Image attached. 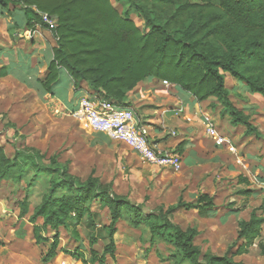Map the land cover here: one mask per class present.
Listing matches in <instances>:
<instances>
[{
  "label": "trees",
  "instance_id": "16d2710c",
  "mask_svg": "<svg viewBox=\"0 0 264 264\" xmlns=\"http://www.w3.org/2000/svg\"><path fill=\"white\" fill-rule=\"evenodd\" d=\"M0 8L8 13L22 11L27 29L38 25L54 39L52 59L37 80L47 96L53 97L60 77L66 74L74 91L85 84L90 99L126 106L128 94L140 82L156 79L176 86L196 103L215 99L216 104L210 107L219 108L220 117H228L231 126L241 127L246 135L259 139L250 116L230 100L225 76L264 99V0H0ZM132 13L141 21L142 29L131 19ZM42 15L52 22L51 26L42 21ZM4 76L2 67L0 77ZM22 154L33 161L37 173L41 171L34 162L38 152L17 151L10 157L0 145V183L20 181L26 165ZM45 171L55 173V169ZM237 183L246 184V180L238 176ZM63 189L69 194L56 197ZM94 203L109 213V224L103 229L108 244L98 258L90 251L87 261L79 246L70 252L59 248L60 232L80 243L77 225L91 213L89 205ZM213 208V198L199 194L194 202L180 199L177 206L165 212L146 213V222L158 219L156 224H149L150 242L165 239L175 253L171 256L177 258L175 264H244L235 257L247 254L257 240L264 257L260 240L264 215L258 214L263 205L252 210L248 220L238 221L239 244L234 252L229 248L222 256L204 254L194 244L199 235L195 223L179 225L166 219L180 209L198 210L203 216ZM143 209L109 193L96 178L74 183L63 170L50 182L27 222L34 243L49 245L41 254L42 264L51 263L58 252L79 264H105L106 255L114 259L116 226L123 210L132 213L137 219L134 223L139 224ZM27 214L25 197L19 203L18 218ZM48 232L51 237L44 236Z\"/></svg>",
  "mask_w": 264,
  "mask_h": 264
},
{
  "label": "crops",
  "instance_id": "0c3cea01",
  "mask_svg": "<svg viewBox=\"0 0 264 264\" xmlns=\"http://www.w3.org/2000/svg\"><path fill=\"white\" fill-rule=\"evenodd\" d=\"M54 43L50 32L40 26L27 29L22 11L16 9L8 13L0 8V68H5V76L0 77V114H54L56 108L65 113L75 110L81 99L89 98L87 86L84 84L79 91H74L66 74H62L66 83L60 89L59 79L53 97L47 96L39 86L37 80L52 59ZM125 103L133 111L137 122L147 130L149 143L163 151L179 153L182 160L181 170L172 172L148 165L128 150L130 154H126L124 165L130 174L129 187L132 190H136V184L142 190L149 187L150 198L144 203V213H153L156 207L174 206L180 197L183 203H191L199 194H207L213 198L214 208L206 211L204 217L199 216L198 210L180 209L173 214V222L179 225L195 223L200 235L205 231L206 224H234L236 228L238 221L248 220L247 213L254 210L250 207L259 198L263 199L261 193L251 190V186L247 187L250 190L246 193L243 192L246 190H238L236 203H240L239 206L228 207L227 204L226 208H222L224 200L231 198L232 191L250 183L248 174L237 166L235 160L237 153L238 163L243 164V168H249L244 160L246 155H238V150L233 154L226 146H215L205 135L202 115L214 120L222 137L237 139L240 148L246 145L248 139L241 127L231 126L228 117H220L219 111H213L215 109L210 107V102L196 103L176 86L166 87L156 79L140 82L128 94ZM106 139L109 140L106 135L98 133L90 139V144L104 145ZM255 166L252 167L253 173H261L259 182H264V169L261 166L255 169ZM236 176L243 177L246 184L232 186L229 181ZM261 203V206L264 205V202ZM0 228L2 232L1 223ZM6 233L9 239L0 238L4 244L2 249L7 250L6 254L0 252V264H42L41 255L35 256L40 245L32 239L31 225L27 222L17 224Z\"/></svg>",
  "mask_w": 264,
  "mask_h": 264
},
{
  "label": "rangeland",
  "instance_id": "374dc122",
  "mask_svg": "<svg viewBox=\"0 0 264 264\" xmlns=\"http://www.w3.org/2000/svg\"><path fill=\"white\" fill-rule=\"evenodd\" d=\"M116 7L121 9L117 5ZM131 19L139 29H142V23L135 13L131 14ZM62 76L60 77V89L66 83L64 75ZM225 88L236 108L242 110L245 115L250 116L251 124L256 127L259 133V139L253 134L246 135L244 133V136L248 137L247 143L240 148L238 146L240 142L237 139L227 138L231 142V146L238 150V155H246L244 160L247 161L249 168H243V164L238 163L237 158L239 156L237 157V153L235 160L237 166L248 174L250 183L248 182L249 185H240L241 187L232 191L231 198L224 200L222 208L239 206L240 203H236V197L239 196L238 190L247 191L250 190L247 187L251 186L253 188L251 190L259 192L263 196V199L257 198V203L250 207L258 209L261 207V202H264V191L261 189L263 182H259L261 181V173L255 175L252 167L254 168V165H256L255 169L257 166L264 169V99L258 95L255 97L243 84L232 80L228 76H225ZM208 102H210L209 105L216 104L215 99H210ZM213 111L218 112L219 108ZM0 115V145L6 150V155L13 157L17 151L23 153L38 152V157L34 158V162L41 168V171L37 173L33 167V161L27 158L28 155L22 154L26 158L24 160L26 165L20 181L12 180L0 183V223L3 228L0 232L1 239H9L6 232L14 225L26 224L32 210L40 203L42 195L48 191L50 182L59 177L63 170L67 171L74 183L84 182L88 178L100 180L108 188L109 193L127 198L128 202L134 206H144V203L150 198V195H148L149 187H143L142 190L136 184V190H132L128 185L130 174H128L124 163L126 162L125 156L130 149L126 145L113 142L108 137L109 140L106 139L104 145H91L90 139L95 138L100 132L89 130L83 123L69 116L55 114ZM240 130L244 129L240 128ZM22 156L21 159H23ZM240 162L244 163L243 161ZM45 169H55V173L50 174ZM229 183L235 186L237 176ZM68 194L69 192L63 189L56 193V197ZM25 197L27 198L28 214L20 220L18 218L19 203ZM180 199L182 201L180 197L178 202ZM231 200L233 201L231 202ZM178 202L167 208L156 207L153 211L161 210L165 212L168 208L177 206ZM89 208L91 213L85 214L77 225L81 242H74L64 231H61L59 245L62 251L69 252L76 250L79 246L87 261L91 255L90 251H94L98 258L108 244L103 229L109 224L107 209L100 208L96 203L90 204ZM131 214L123 210V218L116 226L114 259L106 255L105 264H175L174 260L177 258L172 259L171 256L175 253L165 239L164 241L154 239V243L150 242L149 224H156L158 219L155 218L146 222L147 215L143 213L139 224H135L134 220L137 221V219H134ZM247 214V217H249L250 213ZM258 214L264 215V209H259ZM199 216L204 217L200 214ZM166 219L169 222L175 221L174 215L166 217ZM5 226L7 229H5ZM204 229L205 231H202L194 242L204 254L222 256L229 248H231V252H234L235 247L239 244V242H236L238 228H234V224L214 225L210 223L206 224ZM44 236L51 237V233H45ZM260 240L264 243V227H262ZM258 241L249 248L247 254L235 257V261L244 264H264V257L257 245ZM3 247L4 244L0 241V252L6 254L7 250L4 251ZM48 247V244L40 245L35 251V256L44 255ZM49 264H79V262L74 261L62 252H58L57 257Z\"/></svg>",
  "mask_w": 264,
  "mask_h": 264
},
{
  "label": "built area",
  "instance_id": "2783aa9c",
  "mask_svg": "<svg viewBox=\"0 0 264 264\" xmlns=\"http://www.w3.org/2000/svg\"><path fill=\"white\" fill-rule=\"evenodd\" d=\"M45 24L52 25L46 15L41 16ZM168 87L170 84L161 81ZM55 115L69 116L83 123L89 130L105 134L111 141L126 145L142 162L172 172H179L182 167L181 156L177 153L163 151L149 143L147 130L141 126L128 106H119L111 101H99L83 98L75 110L63 113L54 109ZM190 122V119H186ZM206 137L217 147L226 146L233 154L236 150L229 140L218 134L214 120L202 115ZM264 191V182L261 184Z\"/></svg>",
  "mask_w": 264,
  "mask_h": 264
}]
</instances>
